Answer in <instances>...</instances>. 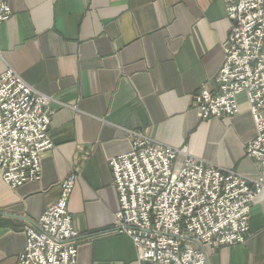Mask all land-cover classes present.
<instances>
[{
	"label": "crops",
	"instance_id": "crops-1",
	"mask_svg": "<svg viewBox=\"0 0 264 264\" xmlns=\"http://www.w3.org/2000/svg\"><path fill=\"white\" fill-rule=\"evenodd\" d=\"M0 73L14 69L50 98L41 176L15 188L0 175V264H17L26 226L76 180L67 203L78 232L76 264H137L116 233L118 197L108 166L130 149L129 131L249 180L264 171L245 156L255 126L244 93L238 112L198 119L192 96L214 87L230 22L222 0H7ZM264 49V46H263ZM244 243L204 249L206 264H264V189L253 201Z\"/></svg>",
	"mask_w": 264,
	"mask_h": 264
},
{
	"label": "built area",
	"instance_id": "built-area-1",
	"mask_svg": "<svg viewBox=\"0 0 264 264\" xmlns=\"http://www.w3.org/2000/svg\"><path fill=\"white\" fill-rule=\"evenodd\" d=\"M230 22L214 87L202 84L192 96L198 119L238 112L236 96L246 95L255 135L244 147L264 171V0H222ZM11 16L0 0V24ZM50 98L36 92L10 66L0 73V175L15 188L41 176L48 136ZM129 151L108 160L118 208L116 233L130 237L137 264H206L204 249L244 243L253 201L263 179L249 180L175 148L129 131ZM76 175L59 183L60 194L39 216V229L26 226L17 264H76L67 203ZM198 243V244H196Z\"/></svg>",
	"mask_w": 264,
	"mask_h": 264
},
{
	"label": "water",
	"instance_id": "water-1",
	"mask_svg": "<svg viewBox=\"0 0 264 264\" xmlns=\"http://www.w3.org/2000/svg\"><path fill=\"white\" fill-rule=\"evenodd\" d=\"M196 244H198V243H196ZM199 245V244H198Z\"/></svg>",
	"mask_w": 264,
	"mask_h": 264
}]
</instances>
